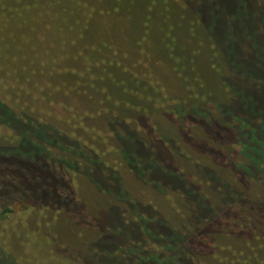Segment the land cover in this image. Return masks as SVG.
<instances>
[{
    "label": "rangeland",
    "instance_id": "1",
    "mask_svg": "<svg viewBox=\"0 0 264 264\" xmlns=\"http://www.w3.org/2000/svg\"><path fill=\"white\" fill-rule=\"evenodd\" d=\"M217 1L213 24L208 0H2L0 194L17 202L0 217V264H233L223 236L247 209L232 177L264 176L263 121L235 104L232 84L256 86L225 36L253 55L243 24H228L242 18L264 45V0H243L248 18ZM63 186L72 211L42 208ZM215 224L223 236L207 241Z\"/></svg>",
    "mask_w": 264,
    "mask_h": 264
},
{
    "label": "trees",
    "instance_id": "2",
    "mask_svg": "<svg viewBox=\"0 0 264 264\" xmlns=\"http://www.w3.org/2000/svg\"><path fill=\"white\" fill-rule=\"evenodd\" d=\"M238 1L239 3L236 5L237 7L235 8V10H237L238 12L242 11L243 14L246 16L247 10L242 9V7L239 6V5L244 6L243 0H238ZM1 2L2 0H0V3ZM208 2L210 5L209 13L211 14L212 23L213 24L214 23L216 24V22L219 23V19L221 15L219 10H222V7H221L222 5H219L217 0H208ZM3 6L4 4H2V7ZM246 18L248 17L246 16ZM259 18H260L259 22H261L262 23L261 25H263L264 24V12H262L259 15ZM233 21H235L238 25L240 23L243 24V33L247 34L249 39H251V41L254 43L253 55L249 54L250 56H253V57L235 56L238 53H235L234 45L230 42L231 35H227L225 36V38H229V40H227L225 43V45L228 46V48L225 50L226 59L227 61H229L230 66L235 71L240 70L242 72L240 73L239 71L235 73H238L240 77L243 75L242 78H245V76H247L249 79L252 80L253 83H255L254 86H256L255 88L256 90H251V93L248 95L246 94L248 92L244 88L237 89L236 83L232 84L230 88L232 89L234 93V98L236 101L235 104L239 105V107L241 106L240 104H242L240 108H242L244 112L246 111L250 112V114H252L255 118H258L261 121H263L261 122L262 126L260 127L258 131V133L260 132L258 135V139L260 138L262 139L259 142V145L261 148H263L260 154L262 158L261 160H264V146H263L264 145V140H263L264 139V45L260 43V40H259V38L261 39L260 34L252 30L250 31V27L248 26V23H247L248 20L244 22L242 21V18H240V20L238 21L236 20L229 21L228 24H231ZM237 60L240 61L241 63L240 65H243V68L240 67L238 64H236ZM227 113L231 114V111ZM7 115L8 116L6 117V119H8L9 117H11L9 119H13L12 115L9 112ZM4 124H7V123H4ZM211 124L216 126V123H211ZM42 127L45 128V126H42ZM34 132H36L37 134H42V135L44 134L43 128L41 127L39 128L35 127ZM31 133L32 131L25 130L24 132H21V134H18V137L14 136L15 141L21 144L22 142L31 140ZM221 136L222 135L220 133V135L216 136V138L213 137L211 139L210 137L209 138L207 137L209 139V141L207 142L208 143L211 142L210 148L214 152L217 150L216 148L218 147V145H220L221 143L225 144L220 139ZM226 136H228L229 138V141H228L229 143L231 141V137L229 135H226ZM41 147H42L41 144H37L36 146L37 149H32L29 152H26V154L24 153L22 156H25V157L32 156V158L35 159L34 154L36 153V150L39 151ZM15 151L19 153L20 149H17ZM218 155L219 154H216L217 160L220 162L223 161L224 164H226L224 160H221L223 158L219 157ZM254 160L256 161V159ZM58 161L61 162V160L59 159ZM52 168L53 167H51L52 172L54 174H57V171ZM238 172H236L237 175L234 174V177H232L233 185L235 186L234 188L233 186H231V189L233 190H230V191H234L235 189L236 191H234L233 193L241 198L242 203H243L242 207H244L245 210L247 209L245 213L248 214V215L247 214L244 215V213H242L241 216L242 217L244 216L247 219L248 223L246 222L245 223L246 225L238 229L231 227V231L233 232H228L227 235L225 236H223V234L221 233L220 235L225 237L224 241L226 242V249L231 250V253L233 256V258H231V261L233 262V264H237V263L239 264H264V207H262L264 206V176H258L257 174H254L252 171L248 172L247 169H242V172L240 171ZM227 173H230V170H228ZM57 176L62 177L61 174H57ZM58 186L60 187L61 184L59 183ZM246 188H248L250 192L248 197H246L243 194V192H241V191H245L244 189ZM63 189L65 190L66 195H68L66 198H63V197L60 198L59 196L54 195V192L52 189H50L49 196L46 195V198L50 199V202L45 203L43 196H42L43 200L39 202L41 203L42 208L59 209V211H65V212L72 211V209L74 208V205H71V208L69 209L66 207H67V204L72 201L71 197L74 196L73 191L69 189V186L68 188H64L63 186ZM25 190H30V189L27 188ZM1 193L2 194H0V197L2 198L3 201L0 200L1 202L0 217H3L11 213V209L9 208V206H11L13 203L17 201L10 199L9 196L12 194L11 192L7 193L6 191L2 190ZM18 203L25 205L23 202H18ZM27 206L25 205L26 208ZM207 229L209 230L203 232L204 238H206L207 241H211V240L214 241L213 239H215V237L218 238L220 236L217 233L218 229L216 228V224L213 227L207 226ZM203 234H200L202 238H203ZM194 247L195 246H191L188 243L184 245V249L186 250L192 249ZM180 249H179L180 251L184 250L183 247ZM154 256L155 255H151V257H154ZM185 257H187V255H185ZM224 259H225V263L228 264V261L226 260L227 258L225 257ZM163 261L164 262H161L162 264L163 263L165 264H187L185 260L183 262L174 261L172 260V258L167 259V261L166 259H164Z\"/></svg>",
    "mask_w": 264,
    "mask_h": 264
}]
</instances>
